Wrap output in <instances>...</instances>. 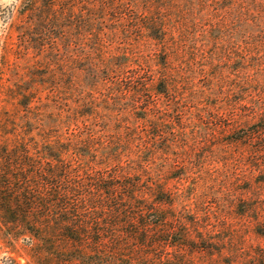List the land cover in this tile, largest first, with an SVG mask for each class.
Listing matches in <instances>:
<instances>
[{
  "label": "trees",
  "instance_id": "16d2710c",
  "mask_svg": "<svg viewBox=\"0 0 264 264\" xmlns=\"http://www.w3.org/2000/svg\"><path fill=\"white\" fill-rule=\"evenodd\" d=\"M76 1L24 0L18 12L26 15L22 41L48 36L55 55L56 33L93 38L81 60L52 59L43 107L27 103L37 90L11 91L20 107L0 116V248L24 256L23 264H193L202 234L200 242L191 237L196 227L185 207L176 211L178 194L164 175L188 166L171 151L176 120L186 131L204 111L171 106L179 85L186 89L176 60L183 67L191 29L221 34L227 7L249 21L264 0H83L78 10ZM150 39L160 43L158 69ZM203 46L194 58L205 59ZM76 62L82 68L73 69ZM215 75L212 85L223 81ZM0 264L20 263L6 254Z\"/></svg>",
  "mask_w": 264,
  "mask_h": 264
},
{
  "label": "rangeland",
  "instance_id": "374dc122",
  "mask_svg": "<svg viewBox=\"0 0 264 264\" xmlns=\"http://www.w3.org/2000/svg\"><path fill=\"white\" fill-rule=\"evenodd\" d=\"M77 1L75 8H84V1ZM23 3L24 0L12 11V16L10 9L0 10V20L7 24L0 36L2 117L8 110L7 114L13 117L20 107L11 95L17 87L37 90V95L30 94L27 103L33 107L41 102L43 107L48 100L52 59L59 57L64 61L68 54H73L79 61L86 49L91 51L93 36L85 32L67 34L64 40L56 33L59 55L46 42L48 36H36L31 43L22 41L20 27L26 15L18 12ZM240 12L239 8L227 7L222 36L210 27L208 38L198 34L199 28L191 29L186 37L188 50L183 56V67L178 57L176 60L177 70L184 71L186 89L179 85L178 103L171 106L185 111L186 107L194 110L195 105L204 111L203 116L194 115L186 124V131L176 126V120L169 136L173 142L171 151L179 158L185 154L188 166L184 170L179 165L164 175L166 187L178 194L174 201L176 211L185 207L188 224L196 227L190 231L191 237L198 241L197 235L200 231L202 234L201 245L205 248L195 255L193 264H264V8L249 21ZM216 37H221L219 43ZM149 42L147 54L158 69L162 61L160 43L151 39ZM202 44L206 45L205 59L194 58L193 48ZM216 55L220 57L218 62L214 60ZM74 64L73 69L82 68L81 63ZM67 69L63 65L56 72ZM218 71L223 81L212 85ZM32 76H36L35 80H31ZM218 109L219 117L215 115ZM33 117L31 114L30 118ZM252 132H256L253 137L243 138ZM21 243L22 240L18 244ZM6 250L9 249L0 248V258L9 254L20 264L25 262L24 256Z\"/></svg>",
  "mask_w": 264,
  "mask_h": 264
},
{
  "label": "clouds",
  "instance_id": "9594fccd",
  "mask_svg": "<svg viewBox=\"0 0 264 264\" xmlns=\"http://www.w3.org/2000/svg\"><path fill=\"white\" fill-rule=\"evenodd\" d=\"M22 4V0H0V10L10 9L11 11H15ZM10 22V19H9ZM7 27V24L4 20H0V36L4 35V29Z\"/></svg>",
  "mask_w": 264,
  "mask_h": 264
}]
</instances>
